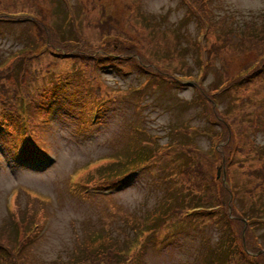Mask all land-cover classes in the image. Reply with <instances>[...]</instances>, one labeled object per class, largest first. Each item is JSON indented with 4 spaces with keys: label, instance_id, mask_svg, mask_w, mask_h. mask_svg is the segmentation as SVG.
<instances>
[{
    "label": "rangeland",
    "instance_id": "1",
    "mask_svg": "<svg viewBox=\"0 0 264 264\" xmlns=\"http://www.w3.org/2000/svg\"><path fill=\"white\" fill-rule=\"evenodd\" d=\"M51 2L53 0H0V66L23 63L28 57L36 54L35 44H27L31 40L34 27L32 28L31 24L24 19L29 16L40 23V17L35 13L34 6L44 7L47 10L52 8L51 10H53L54 5ZM208 4L211 10L208 20L215 23L217 19H224V23L236 27L237 31L230 33L232 28L229 25L217 26L206 31L207 38L204 36V32L199 29L198 10L191 7V0H140L139 8L145 14L151 15L150 18L157 19V23L150 21L148 24L150 26L157 25L156 29L159 28L160 31L156 37L146 34L145 41L154 51L153 55L160 57L161 50L165 51V56L169 60L166 65L174 73L172 75L174 80V76L181 77L183 74L180 69H174L178 63L188 64L191 73L197 76V80H200L203 73L201 67L195 66L196 59H198L195 41L198 38H203L207 46H210L215 40L220 41L222 36L228 32L234 39V44L211 55L213 64L205 68L207 78L202 81V84L208 90L215 92V94L213 93L214 98L221 114L225 113L236 117L245 108L246 114L241 116L244 124L249 119L248 113L252 112L253 108H259L260 116L264 118V65L261 67L263 74L260 78L247 85L246 88L241 86L238 89L226 90L224 85L227 81H223L222 77L224 70H233L245 62L249 63L254 60L255 50L250 49L247 43L239 40V33L245 28L244 22L260 20L259 14L264 9V0H209ZM115 10L116 13L121 12V9L117 7ZM161 16H164L163 20L160 19ZM42 23H47V21ZM60 30L59 32L62 31ZM64 30L69 29L64 28ZM234 33L235 36H233ZM116 59L118 57L113 60ZM33 61L36 62V60ZM115 74L114 69L107 67L105 72H102V76L105 77L104 83H114L122 87L125 93H130L125 86L130 81H136L135 85L140 84L139 92L137 94L131 92L129 97L114 94L119 99L115 106H108V101L97 103L96 113L103 114V119L95 121L91 125V132L88 135H81L86 127L85 124L75 125L80 116L75 110V106H70V99L61 89L59 92L56 91L52 98H47L41 90H31L42 106H50L48 117L44 121L43 135L47 139L45 146L49 154H52V162L36 161L30 162L27 167L21 166L18 164L20 158L11 153L10 141L0 144V230L6 236L11 233L10 226L4 220L9 215L6 205H9L10 200L4 199V195L13 184L26 186L52 196V202L47 205V213H49L47 229L32 240V244L28 247L32 253L26 264H59L58 261L67 259V257L79 260L83 255L82 251L73 255L72 247H78L81 250V239L87 243L88 234L92 230L97 229L98 234L102 236L96 241L97 244L111 240L110 230L99 227L104 219L118 229L116 232L119 235L126 234L121 238L131 239L136 235V232L127 224L123 214L127 215L130 210L139 212L149 207V214H153L162 209V204L157 201L162 185L160 187L154 185L150 181V175L145 171L138 172L135 178L123 186L107 191L108 195H103L90 187L86 194L81 193L79 190L81 184L77 189L68 187V180H72L74 173L86 164L85 159L98 157L108 150L107 139L116 134L117 126L122 120L125 124L126 119L127 122L132 123L133 119H140V128H142L140 136L143 141L147 142L155 140L159 143H169L178 139L182 140V135L173 130L179 126H187L190 132L184 134V138L193 140L202 152H207L208 156H212L211 162H213L214 142L211 141V134L223 133V130L220 129V124L217 122L219 119L208 111L207 103L194 82H188L186 78L184 83L174 82V80L166 82L159 78L160 83L152 86V83H156L153 79L157 76L148 79L147 72L140 70L132 80L125 77L124 86L116 79L110 80ZM215 77L216 83L209 84L208 82ZM100 79L101 76L98 75L97 80ZM75 85L78 86V84ZM71 87L74 86L71 85ZM136 95H138L137 103ZM240 98L242 100H239ZM114 103L112 102L113 105ZM251 104L253 105L251 106ZM92 119H94V115H92ZM251 128L253 131L247 129L239 137L242 146L245 145L240 155L236 153L234 143L224 149L221 162L224 164L225 173H223L222 179L225 184H230V175L233 170L236 177L240 176V183H237L235 187H238L239 184L240 189L243 185L251 187L253 184H258L261 186L256 189L255 198L254 196L247 198L244 195L240 198L242 193L235 191L238 194L236 205L239 210L245 212L246 217L256 219L251 222L250 230L258 237L260 248L264 250V213L261 214L256 208V202L264 205V189L260 190L264 188V181L262 182L264 167L256 170V173L251 177L244 174L246 167L264 165V123L258 122ZM238 130L239 126H236L237 137ZM120 134L121 137L127 138L131 134L130 127L124 126ZM157 136L161 137L157 138ZM150 145L152 149L155 147V144ZM185 157L188 163L194 159L193 155H185ZM241 161L244 162V167L239 166ZM160 163L147 161L140 165L153 168ZM150 164L154 165L149 166ZM213 167V165L206 166L205 171L208 176H210ZM158 171L160 172L161 168ZM212 174H215V169ZM259 176H262L263 179H259ZM153 180H155L154 177ZM241 180H244V183ZM204 181L208 183L205 174ZM79 182L83 183V179H80ZM176 184L181 186L180 182ZM148 191L151 194L144 196ZM13 192H17V189H14ZM141 201L144 204H141ZM246 202L250 203L249 207H246ZM28 204L30 203L27 200L23 206L27 207ZM43 217L44 214L37 215L36 218L42 220ZM221 221L223 220L220 219V216L214 215L209 221L201 219L194 222L185 221L174 233L165 228L161 232L156 231V234L155 232L146 234L135 245L136 261L143 255L144 264H205L208 259H204L205 261L202 263L203 255L196 259L199 248L198 239L204 240L207 237V242L213 241L214 243L224 238ZM140 227L149 228L145 224H138L137 228ZM89 229L92 230L88 231ZM162 239L163 241H161ZM227 246L229 249L235 247L236 241L231 238ZM229 249L226 250L223 260H216L226 263L225 259L229 257L231 261H235L233 264H246L245 258L239 259L238 253H233ZM221 253L222 251L217 254V257H220Z\"/></svg>",
    "mask_w": 264,
    "mask_h": 264
},
{
    "label": "trees",
    "instance_id": "2",
    "mask_svg": "<svg viewBox=\"0 0 264 264\" xmlns=\"http://www.w3.org/2000/svg\"><path fill=\"white\" fill-rule=\"evenodd\" d=\"M107 1L108 3H106ZM53 2H51L54 5L53 10H51L52 8L47 10L44 7L34 6V11L39 15L41 24L29 16L24 19V21L31 24L32 28L34 27L31 40L27 44H35L34 50H37L36 54L28 57L23 63L0 66V132L6 130L10 133L16 132L20 138L21 149L25 151H32L28 138L36 134L35 127L37 125L29 122L35 111L24 112L21 106L22 100H25L32 107L36 106L35 96L31 90H41L43 94H48L62 80L67 71L71 70L78 77L79 92H83L90 102V109L88 111L90 115L92 108L96 106V101L92 100V98L104 96L102 99H105L110 94L114 85V83L111 85L102 82L94 83V69L97 65L113 64L115 62L113 60L114 57L121 56L120 63L124 65L123 70H131L133 68L135 73L138 74L140 70L146 72L147 68H150V64L154 61L157 62L158 59H161V62L169 61L163 49L161 50L160 57L153 55L154 51L149 43L145 41L144 37L146 34L156 37L159 33L156 26L153 28V26L148 24L154 18H150L151 15L145 14L139 8L140 4L136 0H53ZM115 7L121 9V12L116 13ZM259 16V21L244 22L245 28L243 31H240L241 34L239 33V40L247 43L250 49L255 50L256 56L249 63L245 62V64L235 67L233 70H224L222 77L223 81H227L224 85L226 89H236L233 84L243 82L245 83L242 86L246 88L247 85L253 83L261 76L259 71L264 64V9L261 10ZM160 19L163 20L164 16H161ZM43 21H47V23H42ZM154 21L156 22L157 19H154ZM217 25L223 26L229 24L224 23L223 19ZM229 26L232 28L230 33L237 31L236 27ZM64 28H68L69 30L65 31ZM233 36H235V33ZM230 44H234V39L227 32L222 36L220 41L215 40L212 45L208 46L198 56L202 70L204 66L213 64L212 54L220 52ZM33 60H36V62ZM146 62L147 64H145ZM178 64V66L184 67L188 71L190 70L188 64ZM158 73L160 74V72ZM159 78L161 77L153 79L156 83H152V86L159 83ZM206 78L203 75L196 86L201 96L205 99L210 114L219 119L217 122L220 124V129L223 130V133L212 132L213 134H211V141L214 142L212 149L214 151V163L211 162L212 156L196 150L194 146H188L187 150L185 149L187 154L196 153V161L192 166L188 165L187 168L191 172L195 184L198 186L202 185L201 180L204 178L205 169L202 163L204 158H207V165L215 166V164L221 162L224 149L230 147L232 143L236 145V153L240 155L245 146H242V142L239 140L243 131L247 129L253 131L251 127H254L256 123H264V118L260 116L259 108H253L252 112L248 113L249 119L244 124L241 116L246 114L245 108L236 117L230 114V117L228 114H221L214 98L215 92L208 90L202 84V81ZM208 83L211 85L215 84L216 77ZM236 126H239L238 137L235 134ZM175 132L181 134L183 139L184 134H189L190 129L187 126H179ZM117 136H121V134ZM125 141L126 138H124ZM115 143L116 140H108L109 148L119 154L118 160L110 159L98 164L94 170L86 174L85 179L88 183L94 184V180H96V184L99 186L110 185L109 183L114 182L116 178L123 175L126 170L125 166L128 163L141 157L145 144V142H139L130 148L131 150L124 151L116 147ZM129 143L131 142L129 141ZM182 145L185 147L186 144H182V142L175 143V146L179 150L182 149ZM249 145L252 146L253 144ZM239 166L244 167V162H239ZM261 167H264V165L246 167L244 174L251 177ZM226 178H228V175H226ZM258 178L263 179L262 176ZM165 179V175H163L162 180ZM241 181L244 183V180ZM237 183H240V176L236 177L232 170L230 184H225L221 174L218 179L215 177L210 178L207 188H197L195 190L197 193L195 194L194 191L190 197L191 200L198 199L199 197L202 203L218 205L219 209L215 213H212V210L210 216L217 215L220 216V219L224 220L220 222V225L223 228L225 237L214 243L213 241L211 243L208 242L206 245H201L198 248L196 259H199V256L203 255L205 260L208 259L205 264H224L225 262L216 259L223 260L226 256V250L229 247L225 242L231 238L237 244L236 247H232L229 250L233 253H238L239 259L245 258L246 264H264L263 252L254 255L245 252L246 249L253 252L258 251L260 244L258 243V237L250 230V223L244 229L242 216H245L246 213L240 211L237 207L236 197L238 198V194L235 191L237 190L242 193L240 198L243 195L247 198H252L253 196L255 198L256 189L261 186L258 184H253L251 187L243 185L242 189H240V184L238 187H235ZM164 188H167V183L164 184ZM262 189L264 188L260 190ZM165 192L163 197H165ZM229 205L234 215L232 217L228 215ZM241 206L244 207L243 205ZM249 206L250 203L246 202V207ZM256 208L261 214L264 213L263 204L256 202ZM27 211L28 209L19 210L18 213L21 220L32 218V215L26 214ZM29 211H32V209H29ZM179 212L180 210H173L170 213L172 223L175 222V218L179 220L187 218V221L192 222L199 218L195 216L179 218ZM140 217H143V215L123 214V218L132 228L138 227ZM141 223L144 224L143 219H141ZM148 223L149 220L146 224L148 225ZM101 226L104 229L109 228L112 231L111 240L100 244L92 240L93 244L89 243V246V239H87V243L81 241V250L78 247L72 248L73 255L79 254L82 251L83 255L80 259L67 257V259L60 261L59 264H133L136 258L135 253L126 255L123 252L126 247L136 239H140L141 236L136 234L134 239L121 238L126 236V234L122 233V235H119L116 232L118 229L115 226H111L106 219L103 222L101 221ZM143 229L142 227L139 228L140 231ZM243 229L245 248L242 244ZM120 244L121 247H119ZM220 251H222L221 256L217 257ZM225 261L227 263L235 262L231 261L229 257Z\"/></svg>",
    "mask_w": 264,
    "mask_h": 264
}]
</instances>
